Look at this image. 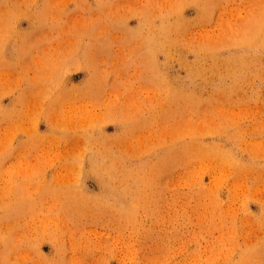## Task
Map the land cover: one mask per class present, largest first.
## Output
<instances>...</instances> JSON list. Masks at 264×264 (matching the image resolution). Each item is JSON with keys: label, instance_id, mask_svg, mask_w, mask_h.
I'll return each mask as SVG.
<instances>
[{"label": "rangeland", "instance_id": "374dc122", "mask_svg": "<svg viewBox=\"0 0 264 264\" xmlns=\"http://www.w3.org/2000/svg\"><path fill=\"white\" fill-rule=\"evenodd\" d=\"M0 264H264V0H0Z\"/></svg>", "mask_w": 264, "mask_h": 264}]
</instances>
